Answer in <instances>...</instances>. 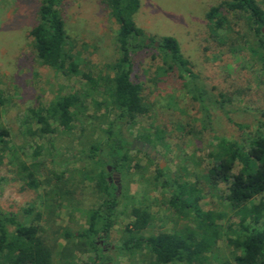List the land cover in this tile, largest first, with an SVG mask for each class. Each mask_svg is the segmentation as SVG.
I'll list each match as a JSON object with an SVG mask.
<instances>
[{
	"label": "rangeland",
	"instance_id": "374dc122",
	"mask_svg": "<svg viewBox=\"0 0 264 264\" xmlns=\"http://www.w3.org/2000/svg\"><path fill=\"white\" fill-rule=\"evenodd\" d=\"M41 1L0 0V93L5 100L0 125L10 132L6 152L0 151V208L16 215L21 224L40 228L46 244L52 248L54 264L68 259L82 264L92 259L94 253L84 250V240L77 233L87 227V212L102 202L96 187L101 166L88 156L92 145L104 141L106 130L116 117L107 90L119 59L118 25L104 0H71L64 6L60 11L65 22L67 49L78 71L63 75L42 65L33 48L30 31L38 23ZM222 1L140 0V9L134 16L136 25L147 37L171 36L177 40L198 86L222 102L232 123L219 105L210 106L211 125L204 129L206 123L199 104L192 99L188 78L179 79L178 73L166 75L162 70L167 68L163 58L152 48L133 55L132 79L142 85L144 103L149 110L136 125L124 128V134L131 146L137 136L153 133L155 129L165 139L164 144L156 142L150 147L158 155V161L138 152L137 146L131 148L132 162L125 164V170L119 174L115 225L107 238H96L112 264H148L152 258L147 249L132 255L117 250L125 236V227L132 221L133 207H146L153 217L141 233L144 237L179 231L190 224L179 218L169 205L175 181L196 184L201 190L202 210L224 215L222 228L236 221L224 201L225 185L213 189L206 180V170L212 166L209 155L216 138L244 143L264 124V63L250 51L259 37L244 19L229 17L234 24L236 56L209 39L205 15L211 6ZM256 1L264 9V0ZM90 78L103 81L94 87ZM69 94L81 98L70 131L52 123L56 128L53 134L28 133V128L33 131L39 128L31 110L47 107ZM22 164L34 171L37 189L26 186ZM162 182L167 187H161ZM57 188H61L59 195L52 193ZM28 209L31 210L25 212ZM13 229L8 226L9 232ZM66 230L75 234L73 239H64ZM208 258L209 264L232 259L223 237Z\"/></svg>",
	"mask_w": 264,
	"mask_h": 264
},
{
	"label": "trees",
	"instance_id": "16d2710c",
	"mask_svg": "<svg viewBox=\"0 0 264 264\" xmlns=\"http://www.w3.org/2000/svg\"><path fill=\"white\" fill-rule=\"evenodd\" d=\"M70 1L42 0L38 9V23L30 31L37 59L42 65L63 75L78 71L74 57L67 49L65 22L60 11ZM103 3L118 25L116 44L119 59L114 65V77L109 80L110 87L107 90L110 91L116 117L107 128L104 141L92 145L88 156L92 160L96 159L101 166L96 187L102 202L96 209L87 212V227L77 233L84 240V250L94 253L92 259L82 264H112L111 258L106 256L96 240L98 236L107 238L116 222L119 199L117 187L108 180L109 168L121 174L125 170V164L130 165L131 142L126 138L124 128L136 125L138 119L149 110L144 103L142 85L132 79L134 54L152 48L163 58L167 68L162 70L166 75L174 76L178 73L179 79L184 76L188 78L192 87V99L199 104L206 123L204 129L211 125L210 106L219 105L227 121L232 123L222 102L203 86H198L196 76L191 71L189 61L182 56L177 40L171 36L157 39L147 37L136 25L134 16L140 9V0H104ZM230 16L246 20L248 27L259 37L256 46L250 48V51L264 63V9L256 0H223L218 5L211 6L206 13L209 39L219 48H226L231 56H236L238 47L233 42L234 24L232 26ZM101 80L103 81L101 78H90L94 87ZM4 103L0 93V121ZM79 105L81 98L69 94L57 98L47 107L31 110L39 128L35 131L28 128V133L53 134L56 128L52 127V123L70 131ZM9 136V130L0 125L2 153L6 152ZM164 139L163 133L155 129L153 133L147 132L134 140L154 147L156 142L164 144ZM209 156L212 166L206 170V180L213 189H217L220 184L225 185L224 201L234 213L236 221L222 228V213L204 211L200 207L202 196L197 185L175 181L171 186L169 205L179 218L190 224L179 231L159 232L144 237L141 233L149 227L153 217L148 208L135 206L131 210L132 221L125 227V236L117 250L132 255L147 249L152 257L148 264H209V254L223 237L232 252V259H226L222 264H264V124L244 143L216 138ZM21 169L26 172V186L37 189L39 184L34 171L24 164ZM157 173L161 176L159 167ZM156 180L159 182L158 177ZM160 185L167 187L168 184L162 182ZM60 192L61 188L52 191L56 195ZM39 216L37 214V219ZM8 226L14 228L12 232L8 231ZM74 236L67 230L63 233L67 241ZM64 250L66 251L65 247ZM0 264H54L52 248L46 244L40 228L34 224H21L16 215L1 208ZM61 264L74 263L68 259Z\"/></svg>",
	"mask_w": 264,
	"mask_h": 264
},
{
	"label": "water",
	"instance_id": "95a60500",
	"mask_svg": "<svg viewBox=\"0 0 264 264\" xmlns=\"http://www.w3.org/2000/svg\"><path fill=\"white\" fill-rule=\"evenodd\" d=\"M262 31L264 32V28L262 29ZM137 144H139V150L148 154L151 159L158 157L156 152L152 151L148 144L141 143L137 140H134L132 142L131 148L134 149ZM117 189H119V186H117Z\"/></svg>",
	"mask_w": 264,
	"mask_h": 264
},
{
	"label": "flooded vegetation",
	"instance_id": "af4514ba",
	"mask_svg": "<svg viewBox=\"0 0 264 264\" xmlns=\"http://www.w3.org/2000/svg\"><path fill=\"white\" fill-rule=\"evenodd\" d=\"M134 141V140H133ZM138 141V140H137ZM139 142H141V141H139ZM141 143H143V142H141ZM145 144V143H144ZM137 147H138V149H139V144H137L136 145ZM159 160V157H156L155 158V161H158ZM109 177H108V180L112 183V184H114L116 187L117 186H119V173L118 172H116L114 169H111V168H109ZM120 188V187H119ZM117 189V188H116ZM117 192H119V189H117Z\"/></svg>",
	"mask_w": 264,
	"mask_h": 264
}]
</instances>
